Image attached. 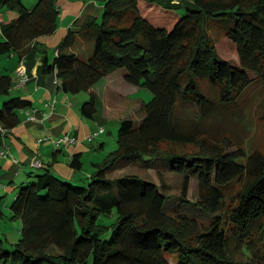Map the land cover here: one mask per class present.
I'll return each mask as SVG.
<instances>
[{
    "label": "trees",
    "instance_id": "1",
    "mask_svg": "<svg viewBox=\"0 0 264 264\" xmlns=\"http://www.w3.org/2000/svg\"><path fill=\"white\" fill-rule=\"evenodd\" d=\"M101 1V19L71 29L52 53L36 43L43 73L54 74L65 93L89 92L81 114L105 130L95 87L113 71L152 98L143 101L140 120H118L117 148L83 183L31 165L10 206L21 234L12 248L0 238V264H264V152L229 151L230 138L213 137L201 118L218 103L238 102L264 79V0H194L185 8ZM0 3L17 15L3 30L0 55L24 59L34 41L57 30L58 0ZM223 37L236 45L238 64L219 53ZM79 41L92 48L75 52ZM13 86L11 72L0 73V95ZM28 105L20 97L4 102L0 143L1 129L21 123ZM189 143L198 151L182 149ZM126 163L152 167L161 179L165 168L183 175L180 207L172 205L166 182L117 174ZM82 165L81 154L74 155L71 167ZM192 178L199 180V195L190 201ZM5 215L0 196V219Z\"/></svg>",
    "mask_w": 264,
    "mask_h": 264
},
{
    "label": "crops",
    "instance_id": "2",
    "mask_svg": "<svg viewBox=\"0 0 264 264\" xmlns=\"http://www.w3.org/2000/svg\"><path fill=\"white\" fill-rule=\"evenodd\" d=\"M154 1L178 8L194 4V0ZM58 6L60 11L57 30L54 34L40 37L34 41L31 44L30 53L24 58L23 63L28 76L27 82L24 85L18 84L17 69L22 63V59L16 53L9 55L10 62L5 65L7 69L14 70L15 73V76L13 75V88L17 90V95L14 97L28 100L30 105L20 110L21 123L3 133L0 143V196L6 197V199L4 198V211L11 212L10 206L15 194V187L21 180L25 179L27 172L31 171V165H33L35 158L40 159L42 166L50 167L59 177L83 183L94 171V164L101 162L109 152L105 149L106 141L102 137L107 129L97 137L100 144L96 147L94 141L97 138L90 141L89 136L96 131L98 124L81 114L80 99L59 88L55 82L56 76L54 74L43 73L42 62L36 51V43L41 42L52 53L71 29L78 28L90 18L100 20L103 3L101 0H58ZM0 9L1 11H8V14L2 13L3 16L0 20V31L1 35L4 36V28L17 15L2 7L1 3ZM91 48L85 42L79 41L71 49L77 53H82ZM121 75L123 78V73ZM53 100H55L54 104L46 105V102ZM32 116L35 117L34 120L31 119ZM66 134L76 137L77 141L58 147H55L50 141L39 142V138L52 136L53 139H57ZM3 150L8 152L3 155ZM76 154H81L83 161L80 170L71 167V159ZM87 155L91 157H89L86 168L85 156Z\"/></svg>",
    "mask_w": 264,
    "mask_h": 264
},
{
    "label": "rangeland",
    "instance_id": "3",
    "mask_svg": "<svg viewBox=\"0 0 264 264\" xmlns=\"http://www.w3.org/2000/svg\"><path fill=\"white\" fill-rule=\"evenodd\" d=\"M23 1L28 7H32L36 3V0ZM7 12L8 11H1L0 9V20L3 16L2 13L8 14ZM3 40L4 36L1 35L0 31V41ZM218 49L223 58L238 64L237 47L232 41L225 37L221 38L218 41ZM0 57H3L0 58V69H2L0 73L11 72L12 76H15L14 70L5 67V65H8L10 62L9 55H0ZM23 61L24 59L21 60V64L24 65ZM13 65L15 66V63H13ZM121 74V70H115L106 77V81L104 80L102 81L103 83H98L95 87V90L103 99L104 116L108 120L106 123L107 130L102 137L105 138L106 141L104 145L105 149L109 152L116 149L118 145L117 141L120 126L118 120L126 118L140 120L142 118L140 108L143 101H149L152 98L151 91L140 89L138 86L124 81V77L122 78ZM16 91L17 90L13 88L11 91L13 95L11 93L9 95H0V109L3 108L5 101L17 95ZM73 96L80 99L83 103L90 97V94L89 92H81L73 94ZM189 111H192V113H200V110L196 107H191ZM201 118L206 126L211 125L213 137H223L226 135L230 138L233 145L229 147V151H235L238 147V149L243 147L248 152H251V150L255 148L261 149V151L264 152V79L253 82L248 90L241 95L238 102L232 103L229 106L218 103L213 107V111L210 115ZM94 142L96 147H98L100 144L98 138ZM198 146L199 145L189 143L188 146L182 145V149L194 152L198 151ZM89 157L91 156H85L86 168ZM128 164L129 163H126V165L116 173L133 172L144 178L153 180L156 183H160V181L166 182L168 184L167 194H172L174 196L171 199L172 205L175 207L178 205L180 207L178 204L179 198H177V196L182 192L183 175L165 168V172L161 179L157 171L152 167L143 166L141 164ZM18 180L17 183L20 181ZM6 182L8 183V181ZM189 187L187 198L192 201L199 195V180L196 178L190 179ZM4 198L6 199V197ZM5 213V217L0 219V238L5 241L8 240V244H5L7 247H11V243L19 239L20 220L11 218L12 214L10 211H5ZM188 213L196 217L200 214V212Z\"/></svg>",
    "mask_w": 264,
    "mask_h": 264
},
{
    "label": "built area",
    "instance_id": "4",
    "mask_svg": "<svg viewBox=\"0 0 264 264\" xmlns=\"http://www.w3.org/2000/svg\"><path fill=\"white\" fill-rule=\"evenodd\" d=\"M17 74H18V84L24 85L28 80V78H27L28 76H27L26 69H25L23 64H21V66L18 68ZM55 82L58 83L57 79L55 80ZM51 103L54 104L55 100H53L51 102H46V105L50 106ZM31 119L34 120L35 117L32 116ZM1 130L3 133L7 132L4 129H1ZM104 132H105V127L98 125V128L96 129V131L93 132L92 134H90L89 140L90 141L94 140L95 138L102 135ZM45 141H50L55 147H58V146H61L62 144L75 143L77 141V138L70 135V134H66V135L59 137L57 139H53L52 136L39 138V142H45ZM7 152H8L7 150H3L2 154L5 155ZM33 165L34 166H41L42 163H41L40 159L35 158L33 161Z\"/></svg>",
    "mask_w": 264,
    "mask_h": 264
}]
</instances>
